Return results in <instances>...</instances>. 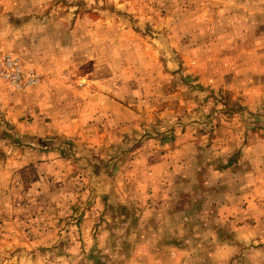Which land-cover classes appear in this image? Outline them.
<instances>
[{
  "label": "rangeland",
  "instance_id": "rangeland-1",
  "mask_svg": "<svg viewBox=\"0 0 264 264\" xmlns=\"http://www.w3.org/2000/svg\"><path fill=\"white\" fill-rule=\"evenodd\" d=\"M7 59L0 264H264V0H0Z\"/></svg>",
  "mask_w": 264,
  "mask_h": 264
},
{
  "label": "crops",
  "instance_id": "crops-1",
  "mask_svg": "<svg viewBox=\"0 0 264 264\" xmlns=\"http://www.w3.org/2000/svg\"><path fill=\"white\" fill-rule=\"evenodd\" d=\"M246 147H247V152H251L250 158H251L252 164L254 165L256 163H259V165H262L264 163V144L252 143ZM205 164L207 165V169L208 168L212 169L211 167H215L216 162L215 161H208ZM208 164H210V165H208ZM191 165H193V163L191 161H188V163L186 164V168L190 167ZM206 165H204V166H206ZM216 167L218 168V166H216ZM220 173H221V171L218 173V176L220 175ZM258 175H260V174H258ZM212 178H217V173H214V170H213V172L209 171V176H208L207 182L211 181ZM203 181H205V180H203ZM217 182H219V181H215V183H217ZM210 184H212V183H210ZM218 184L222 185V183H218ZM220 192H221V190H220Z\"/></svg>",
  "mask_w": 264,
  "mask_h": 264
},
{
  "label": "built area",
  "instance_id": "built-area-1",
  "mask_svg": "<svg viewBox=\"0 0 264 264\" xmlns=\"http://www.w3.org/2000/svg\"><path fill=\"white\" fill-rule=\"evenodd\" d=\"M0 67H4L6 70L8 69L10 70V76L13 83H17L19 81L20 79L19 71L16 64L13 61H11L10 59L2 61L0 62Z\"/></svg>",
  "mask_w": 264,
  "mask_h": 264
}]
</instances>
